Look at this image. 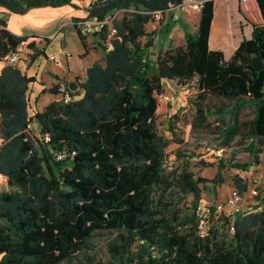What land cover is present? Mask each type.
I'll list each match as a JSON object with an SVG mask.
<instances>
[{"label":"rangeland","instance_id":"rangeland-1","mask_svg":"<svg viewBox=\"0 0 264 264\" xmlns=\"http://www.w3.org/2000/svg\"><path fill=\"white\" fill-rule=\"evenodd\" d=\"M73 1L80 3L82 7L86 5V10L90 11L76 21H96L94 15L106 13L105 18L112 13L115 3V0ZM167 1L156 0L154 5L166 3L169 8L165 12L177 15L188 9V15L199 16L200 11L191 10L183 0L177 7H172ZM246 2L251 6L247 9L250 18L255 20V27H259L261 22L254 1ZM139 16L137 12L133 14L132 19L137 22V26L131 28L125 37H105L103 45L99 47L97 44L88 45L93 53V63L98 65L99 78L85 73L81 82L76 84L78 94L74 99L79 100L83 94L82 86L89 84L92 89L89 96L103 105V99L110 92L116 94L123 84L141 82L146 96L141 100L137 99L133 108L140 109L144 105L143 116L153 122L149 134L151 138H139L138 150L140 153L149 151L157 160L158 169L149 185L132 193L129 209L110 203L101 207L103 210L111 208L116 211L113 228L85 230V224L81 221V207L91 203L87 199L89 193H96L103 188L106 171L123 169L133 181H137L146 161L136 157L129 148H123V145L112 148L102 141L98 144V138H90L93 133L98 132L85 123L91 121L93 125H98V120H92V117L94 113L99 114V110L86 107L83 110L73 109L68 113L63 107H59L60 104L49 105L45 112L47 116L58 121L63 128L71 131L74 129L82 135L81 145L69 147L59 133L52 135L57 146L46 148V152L37 161L27 163L29 178L24 190L27 200L23 205H28L33 210L36 220L45 228H55L61 233L66 256L56 264H175L186 252L193 254L199 263H208L210 258L219 257L230 248L231 230L222 220V217L228 215L224 210L225 212L215 214L212 219L200 222L191 201L197 196L198 203H218L225 199L230 188L238 189L237 182L246 183L252 177L260 175L258 168L246 167L249 147L242 135L235 136V122L224 139H216L218 117L207 118L203 115V110L207 107L212 108V112H218L226 100L210 95L211 91L217 94V90H212L195 79L191 69L187 71L190 66L195 67L197 64L195 57L187 55L185 61H181L180 57L176 61V58L167 57L165 51H158L156 46L148 49L152 38L151 30L145 24H153L152 21L157 20L149 15L144 18ZM117 17L125 19L129 16L119 13ZM58 24L60 33L64 35L69 34L71 26L73 27V21L71 26H65L69 24L68 20H58L56 27ZM92 33L98 34L94 26L89 34ZM186 36L188 35L183 33V37ZM58 41L59 37L53 39L43 54L47 56L52 53L56 60L59 59ZM72 42L73 45H78L76 36L72 37ZM184 43L181 44L182 51L187 53L190 49ZM73 57L77 59L74 54ZM135 59L143 62L144 70L131 78L127 69ZM181 66L185 71H179ZM157 77H175L178 82L173 85L171 80H165L161 85ZM202 85L204 88L200 90ZM135 91L139 89L135 88ZM162 95H171L172 102L162 100ZM121 103L116 100L112 112L117 105L125 107ZM118 111L120 113V109ZM28 113L31 111L28 110ZM251 117L248 110L239 113L241 121H247ZM34 131L31 127L30 132ZM219 149L220 152H216ZM112 151L117 157L113 156ZM58 153H62L63 157L56 160L54 157ZM99 156L108 165L99 164L96 160ZM76 158L77 161L80 160L78 166L75 165ZM55 168H58L57 172H53ZM263 177L260 176L257 197L250 199L248 196L250 185L246 192H241L239 203L243 210L248 206L252 207L257 198H264L261 190ZM47 179L48 184L44 181ZM87 181H92L95 186L89 193L84 191L82 194L80 184ZM2 189L7 191L9 188L3 185ZM258 210L262 211L258 212L255 223L249 229L250 264H264V203ZM195 222L196 229L193 228ZM209 228L215 230V236H212Z\"/></svg>","mask_w":264,"mask_h":264},{"label":"trees","instance_id":"trees-1","mask_svg":"<svg viewBox=\"0 0 264 264\" xmlns=\"http://www.w3.org/2000/svg\"><path fill=\"white\" fill-rule=\"evenodd\" d=\"M254 1L264 22V0ZM167 2L176 5L181 0H168ZM66 4L72 5L71 0H0V8L16 14H23L31 8L59 7ZM206 6L207 1L203 3L201 10L205 9ZM165 9H167L166 3L150 5L140 0H115L111 12L119 10V13L128 12L131 15L137 12L139 15L146 16L141 12L164 11ZM104 14L94 16L97 20H101ZM112 24L116 30L112 38L116 39L125 37L132 28V23L127 18L117 17ZM75 31L81 46L85 49L84 36L80 35L77 30ZM98 35L100 43H97V46L99 47L103 45L105 39L104 28L98 31ZM28 37V35L10 33L5 29L4 21L0 20V60L4 59L18 44H23ZM253 37L255 49L237 52V57L241 64L255 74L264 60V25L253 28ZM25 46L34 48L33 41L27 42ZM141 62L135 59L127 69L131 78H134L137 72L140 74V71L144 70L143 62ZM97 68L98 65L93 63L86 69V74L99 78ZM32 80L31 77L26 76L25 73L11 64L6 63L0 69V174L6 177L9 188L7 191H0V264H56L66 256L61 233L55 228H45L41 222L36 220L33 210L28 205H23L27 200L24 191L29 178L27 163L28 161L32 162V160L37 161L41 154L46 152L47 145L50 147L57 146L52 135L59 133L60 138L66 141L68 147L81 145L82 135L74 129L71 131L63 128L58 121L46 115L45 112L52 103L45 106L41 112L28 113L29 104L26 98V90L28 83ZM135 88L139 91H135ZM82 89L83 94L79 100L73 99L67 104L54 103L60 104L59 107H63L68 113H71L73 109L83 110L86 107L94 109V111L99 110V114L94 113L92 117V120H98V125H93L91 121L85 123L86 126L94 128L98 132L93 133L90 138L92 140L98 138V144L102 141L112 148L123 145V148H129L136 157L146 161L137 181H133L127 171L122 169L114 172L113 168L106 171L103 177V188L96 193H89L95 186L92 181L80 184L82 194L84 191L88 192L87 199L91 202L89 205L81 207V221L85 224V230L110 229L114 227L116 211L111 208L103 210L101 207L110 203L123 205L129 209L131 207L129 198L132 193L149 185L158 169V162L149 151L140 153L138 150L139 138L146 136L151 138L149 134H151L153 121L147 120V117L143 116L142 108L144 105H141L142 108L140 109L133 108V104L138 102L137 99L141 100L144 98L143 96H146L141 82L134 81L123 84L116 94L110 92L103 99V105H99L89 96L91 94L89 91H92L91 85H83ZM77 94V91L71 93L72 98ZM116 100H120L125 107L117 105L116 110L112 112ZM146 101L147 99H145ZM256 103L257 111H259V107L264 104V101L257 99ZM118 109H120V113H118ZM216 113H214V117H218L219 120L216 126V139L222 140L226 133L232 129L235 118L234 115L225 118V113L223 117L219 111ZM32 120L37 122L38 133H48L50 140L47 143L36 141V138L27 129V125ZM254 121L255 118L252 124ZM112 154L117 157L113 151ZM96 160L103 166L108 165V162H105L100 156ZM79 161V159L78 161L77 158L75 159L76 166L79 165ZM57 170L58 168H55L53 172H57ZM48 178L50 179V177ZM49 179L44 180L46 184L49 183ZM236 186L239 193L245 190V183L237 182ZM198 199L196 196L191 201L193 209L198 203ZM257 199L259 201L251 209L239 214H232L229 217H222L227 228H232L230 248L225 253H221L219 257L213 256L205 264H250L249 229L255 223L258 212H261L254 210L261 202V198ZM95 201L99 204H96ZM196 225L197 222L193 224L194 229H196ZM209 232L212 236L216 235L213 229L209 228ZM175 264L201 263L193 254L186 252L180 256Z\"/></svg>","mask_w":264,"mask_h":264},{"label":"crops","instance_id":"crops-1","mask_svg":"<svg viewBox=\"0 0 264 264\" xmlns=\"http://www.w3.org/2000/svg\"><path fill=\"white\" fill-rule=\"evenodd\" d=\"M140 1L150 5L156 2V0ZM71 2L72 5L66 4L59 7L31 8L23 14L8 12L0 8V20L4 21L6 30L15 35L29 36L23 42L24 50L16 67L33 79L28 83L26 90L31 113L41 112L45 106L58 102L54 85L59 81L74 80L76 84L78 81L81 82L86 75V69L94 62L93 53L88 45L100 43L99 35L92 33L84 36L86 46L84 49L75 29L70 24L75 19L83 18L90 11L86 10V5L82 7L78 2L73 0ZM254 6L261 22L259 26H262L264 22L255 1ZM249 7H251L249 2L244 3L238 0H207V6L199 12L198 17L188 15V9H184L181 14L177 15L164 10L159 20L152 21L153 24L147 22L145 26L151 30L152 43L148 49L156 46L158 51H165L167 57L176 58V61H179V57L181 61H185L187 55L195 57L197 64L195 67L190 66L188 71L191 69L193 77L199 79L203 85L217 90V94L211 91L210 95L226 100L219 112L222 116L225 113V118L234 115L235 136L242 135L249 147L247 152L249 160L245 162L246 167L258 168L260 176H264V159H262L264 157V104L257 111L256 103L257 99L264 101V60L253 74L238 61L237 57V52L255 49L252 29L256 25H254L255 20L250 18L247 11ZM125 14L130 17L126 18L132 23V28L137 26V22L132 19L133 15L128 12ZM195 17L199 20L194 21ZM58 20L69 21L70 25H65L72 28L69 34L60 33L59 24L56 27ZM183 33L188 36L184 38ZM73 36L78 39V45H73ZM56 37H59L60 48V58L57 60L52 53L47 56L43 54L45 48ZM29 41H33L34 48L25 46ZM182 42H185L184 44L191 50L187 51L188 54L182 51ZM73 54L77 59H74ZM5 64L4 59L0 60V69ZM178 69L185 71L182 66ZM157 78L161 85L165 80H171L173 85H177L176 82H178L175 77ZM203 85L200 90H203ZM76 91L78 93V89ZM244 110H248L252 116L247 121L239 119V113ZM212 111V108L206 107L203 115L212 118L216 113ZM254 118L255 121L252 124ZM30 125L35 130L33 133H37V122L32 120ZM248 182L242 181L245 183V190L248 188ZM261 182H264V177ZM261 190L264 193V183ZM224 200L220 202L223 203ZM262 200L264 198L254 210L260 208L264 203Z\"/></svg>","mask_w":264,"mask_h":264},{"label":"built area","instance_id":"built-area-1","mask_svg":"<svg viewBox=\"0 0 264 264\" xmlns=\"http://www.w3.org/2000/svg\"><path fill=\"white\" fill-rule=\"evenodd\" d=\"M205 1H207V0H183V3H186L188 5V7L193 11H200L203 3ZM238 1L239 2H246L248 0H238ZM181 2H182V0H181ZM181 2L179 4H176V5L171 4V6L177 7L181 4ZM168 8L169 7H167V9ZM119 12H120L119 10H116V11L112 12L109 16H107L101 20H96V21L78 20V21H74L72 25H73L74 29L80 33V35L89 34L91 32L93 26H94L97 29V32L104 28L106 38L114 37L116 30H115V27L113 26L112 22L115 18H117V15ZM162 12L163 11H161V10H153V11H142L141 13L144 15H149L154 20H158L160 18V15ZM23 50H24L23 44H18L13 50H11L4 57V60L8 64L16 66L17 63L20 61L21 54H22ZM50 58H52V57H50ZM54 89H55L56 94L58 95V102H60L62 104H67L75 98V97L72 98L71 93H73V92H71L68 89L67 82H64V81L57 82L54 85ZM161 98L165 102H170L172 100V97L168 96V95H162ZM27 129L29 130V132L31 131V125L30 124L27 125ZM30 133H33V132H30ZM33 136L36 138V141L42 142V143H47L50 140L48 133L40 134L37 132V135H33ZM49 147L50 146L47 145V148H49ZM220 150L221 149H219L216 152H220ZM62 157H63L62 153H58L55 155L54 158L57 160V159H61ZM259 180H260V175H256V176L252 177L248 182V185H250L249 189H248V193H249L248 196L250 197V199L257 197V195H258ZM3 185H7L6 177L0 174V191H4L2 189ZM241 196H242V194L239 193L238 189L232 187V188H230V190H229L227 196L225 197V200L223 203L218 202V203H212L210 205L207 203H203V204L197 203L193 210H194L195 215H197V217L199 218L198 221H200V222L206 221L207 219H212V217L215 214H219L220 212H225L224 210H226V212H227L228 216L227 215L226 216L229 217L232 214H239V213H242L243 211L251 209L250 206L246 207L244 210L240 207L239 201H240ZM258 201H259L258 199L255 200V203H253V204H256ZM229 229L231 230L232 228L229 227Z\"/></svg>","mask_w":264,"mask_h":264},{"label":"water","instance_id":"water-1","mask_svg":"<svg viewBox=\"0 0 264 264\" xmlns=\"http://www.w3.org/2000/svg\"><path fill=\"white\" fill-rule=\"evenodd\" d=\"M67 87L71 92H75L77 90V85L74 80L67 82Z\"/></svg>","mask_w":264,"mask_h":264}]
</instances>
